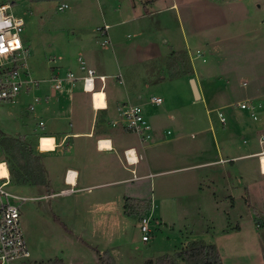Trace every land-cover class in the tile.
<instances>
[{
	"label": "rangeland",
	"instance_id": "rangeland-1",
	"mask_svg": "<svg viewBox=\"0 0 264 264\" xmlns=\"http://www.w3.org/2000/svg\"><path fill=\"white\" fill-rule=\"evenodd\" d=\"M136 1L139 3L138 11L143 12V0ZM63 4L69 7L62 9ZM128 4L129 0H16L12 13L25 20L22 39L30 52L28 65L31 73L42 70L50 72L62 66L68 56L80 52L85 55L88 66L95 67L98 73L108 75L111 83H120L124 88L127 83L136 84L139 81L129 68L148 67L147 59L144 64L141 61L137 63L138 58L133 50L139 45L143 47L154 42L162 53L154 63L148 62L154 67V76L150 88L144 93L147 99L151 92L160 96L164 110L178 116L179 111L182 114L191 111L183 110L188 88L184 86L187 84L184 77L191 80L195 77L193 66L203 68L208 65L203 63L202 56H198L199 45L193 43L191 38H199L198 43L204 36L213 40L229 38L231 41L221 46L223 61L218 65L219 76L214 79L220 87L209 86L208 89L211 100H224V104L209 101L208 104L194 105L192 110L198 118L200 116V120L189 126V136L180 140L181 144L173 143L179 129L169 124L167 129L172 131L169 136L172 142L168 143V149L172 155L175 152L176 155L184 154L183 143L197 142L191 138L190 134L194 132L190 131L200 133L213 127L216 134V130L220 131L223 126H231L234 112L248 116V122L254 126L251 125V130L256 129L251 136L245 133L239 135L238 150L234 155H247L264 149L259 144V138L264 133V0H162L160 5L148 8L151 13L159 9H164V12L148 19L149 27L142 35L136 27L140 23L132 22L127 26L118 24L121 20L117 11L120 6ZM106 24L110 25V43L103 44L105 37L101 32ZM125 49L126 55H123ZM194 57L196 59L192 61ZM206 57L213 62V57ZM125 66H129L128 69ZM143 69L140 79H147ZM188 70L193 73L185 75ZM163 77L167 80H163ZM244 82L248 83L246 87L243 86ZM256 91L261 97L249 101L260 103L263 107L257 121L239 106V100L250 97ZM36 95H41V92L33 89L28 93L23 92L15 102L0 103V137L5 141L17 140L22 148L29 146L34 152L39 136L45 135L46 129L51 126V123L44 128L39 125L43 117L39 108L43 102L36 103ZM213 106L216 111L226 115L228 121L225 125L220 122L218 112L212 111L208 115L207 108ZM205 135L211 140L210 132ZM42 139L41 150H51L52 140ZM243 139L249 140L247 145H243ZM20 155L19 151L7 153L0 143V160H6L10 170H19L18 163L23 162ZM180 158L168 162L164 169L170 172L156 178L162 180L164 185L168 184V188L163 192L165 201L157 197L158 209L150 222L152 232L148 243L142 241L139 231L141 218L151 215L148 209L145 210L146 207L136 215L127 210L122 220L118 218L119 215H114L113 218L117 219L115 229L105 232L109 237L113 236L111 239L104 236V232L83 229L81 220L74 215L66 216L64 220L67 223H59L56 221L58 216L42 209L39 201L33 200L38 195L34 185H18L12 179L9 188L25 199L20 204V223L31 252V258L26 262L38 263L60 258L65 264H100L99 252L102 254L115 246V258L112 257L116 264H145L166 255L175 256L191 244L200 243L215 244L220 250L223 264H264V177L260 173L259 158L250 157L241 161L250 165L251 169L243 182H234L237 207L230 208V214L225 217L205 207L207 199L183 196L179 180L186 173L174 170L181 165L178 163ZM262 159L264 165V156ZM261 170L264 173V167ZM0 173L7 174L2 167ZM76 235L85 236L92 247L85 246L84 241L75 238Z\"/></svg>",
	"mask_w": 264,
	"mask_h": 264
},
{
	"label": "crops",
	"instance_id": "crops-1",
	"mask_svg": "<svg viewBox=\"0 0 264 264\" xmlns=\"http://www.w3.org/2000/svg\"><path fill=\"white\" fill-rule=\"evenodd\" d=\"M161 1L143 0L144 11L140 13L138 1L129 0L127 6H120L117 11L121 20L118 24L127 26L132 22L140 23L136 27L142 35L143 31L149 27L148 19L163 14L164 9L153 11V13L148 10L149 7L160 5ZM175 7L177 8V5ZM171 8L173 7L171 6ZM103 33H105L104 30L101 32L104 37ZM244 35L247 36V34ZM108 37H110L109 31ZM237 37L240 36L237 35ZM191 39L193 43L205 50L203 52L198 47L197 53L200 52L203 63L208 65H204L203 68L193 66L194 79L199 91L198 100L193 94L191 84H189L190 79L184 77L187 83L184 86L187 85L188 88L185 100L183 99L185 103L183 110L191 111L184 114L179 111L178 116L164 110L163 102L160 105L152 103V98H161L151 92L152 90L149 91L151 93L148 99L144 93L150 88L149 85L154 76L152 73L154 67L150 66L148 62L154 63L162 53L161 48L154 42L143 47L139 45L133 50L138 58L137 63L144 64L147 59L148 67L144 66V69L142 67L137 69L136 66L129 68L139 81L136 84L127 83L124 88H121L120 83H111L110 77L98 73L95 67L88 66L85 55L80 52L68 56L62 66H57L50 72L42 70L36 73L32 71L34 77L41 81L49 80L58 74L65 76L68 72H73L78 77L74 86L67 83L62 92L54 93L47 83H42L37 89L41 95H36L34 98L36 103L43 102L39 108L43 116L39 125L41 122L44 125H40V127L44 128L47 123H51V126L46 129L45 135L39 136L38 146H36L33 155L34 161L39 159V165L44 166L48 185H34L38 195L33 197V200L39 201L42 209L58 216V220L54 218L56 221L67 223L64 220L67 218L66 216L74 215L81 220L83 229L105 233L113 232L115 229L117 219L113 218L114 215H119L118 218L122 220L127 210L134 214L131 210L133 207L137 208V212L146 207L145 210L148 209L153 218L158 209L157 197H161L165 201L163 192L168 188V184L164 185L162 180L156 178L170 172V170L164 169L165 165H168V162H174L172 159L178 157H181L178 162L181 165L174 170L186 173L179 180L183 196L194 197L198 200L207 199L205 207L212 208L214 213L224 217L230 214V208L237 207L234 201V182H243L251 169L250 165L243 164L241 161L250 157L259 158L258 154L263 150L247 155H234L238 150L239 135L245 133L251 136L255 133L252 131H256V129L251 130L252 124L248 122V116L242 112H234L231 126H223L220 131L216 130V134L213 127H209V130L206 128L200 133L190 131L194 132L190 134L191 138L197 142L188 143V145L183 143L182 146L186 152H183L182 155H176L177 152L172 155L168 149V143L172 142L169 140L172 131L167 129L169 124L177 126L179 129V135L173 140V143L181 144L179 141L183 140L185 136H189V126L197 124L200 120V116L198 118L192 110L194 105L208 104L209 101L212 104H224V100H211L212 97L209 95L208 89L209 86L220 87L216 81L214 82V79L219 76L218 65L223 61L220 53L221 46L231 40L229 38L213 40L212 37L204 36L200 39L202 42L198 43L199 38L192 37ZM126 51L127 49L123 55H126ZM143 53H147L149 56L145 57ZM206 56L213 57V62H211L212 60L209 62ZM194 59L196 57L192 58V61ZM80 61L85 62L88 68L95 70L98 76L107 78L105 84L99 80L95 81L97 91L105 87L103 93L95 96V105L92 94L83 89L84 73L80 71ZM129 66H125L126 69ZM142 69L145 71L147 79H140ZM193 72L188 70L185 75H191ZM163 80H167L166 77H163ZM247 85V82L243 83L244 87ZM259 97L261 96L256 91L250 97L241 99L239 102L243 103ZM122 104L142 106L153 128L151 140L143 142L136 134L128 131L122 123L113 124L114 121L119 120L118 107ZM212 111H216L215 106L207 108L208 115ZM199 127H201L200 124ZM209 132L211 140L207 139V135L203 136ZM42 137L52 140L53 148L51 150H41L40 138ZM248 142L249 140L243 139V145H247ZM129 151L131 153L128 154ZM134 155L136 159L132 160ZM218 155L219 158L216 159ZM128 158L131 160L128 161ZM260 173L264 177L261 168ZM68 190H73V193H63ZM157 190L158 194H156ZM202 206L204 207V205ZM174 225L176 226V224ZM69 230L72 232L71 229ZM70 231L69 233H71ZM105 235L108 238H113L106 233ZM75 238L84 241L85 246L92 247L86 242L85 236L76 235ZM217 249L222 261L220 250L218 247ZM115 250V246L108 249L114 258Z\"/></svg>",
	"mask_w": 264,
	"mask_h": 264
},
{
	"label": "built area",
	"instance_id": "built-area-1",
	"mask_svg": "<svg viewBox=\"0 0 264 264\" xmlns=\"http://www.w3.org/2000/svg\"><path fill=\"white\" fill-rule=\"evenodd\" d=\"M15 3L16 0H0V103L15 102L23 92L28 93L33 89H39L42 83H47L54 93L62 92L67 83L74 86L78 77L73 72H68L65 76L58 74L49 80L42 81L37 80L32 75L28 65L30 52L22 39L26 24L24 18L15 16L12 13ZM68 7L67 4L61 6L62 9ZM109 29V25L104 26L105 40L103 44L110 43ZM198 56H201L200 52H198ZM79 68L84 73L82 78L83 89L92 94L93 104L95 105L96 94L103 92L105 88L102 87L101 90L97 91L95 81L99 80L105 84L107 78L98 76L97 72L88 68L83 61H80ZM36 101H38V98H36ZM151 101L157 105L163 102L161 98H152ZM239 106L241 109L246 110L253 120L257 121L259 119L258 115L262 108L260 104L247 101L240 103ZM217 112L220 122L225 125L227 123L226 116L221 111ZM118 113L119 120L114 121V125L122 123L128 131L136 134L143 142L152 139L153 128L142 106L122 104L118 107ZM40 125L43 126L44 123L41 122ZM42 138H40V145ZM260 145L264 146V135L261 136ZM258 156L260 168L262 169L264 149ZM127 160L130 161V158ZM1 167L6 170L7 174L1 175L0 173V264H14L31 258V252L20 223V204L25 199L15 195L9 188L12 180L6 160H0V169ZM134 178L137 179L136 176ZM63 193H73V190L64 191ZM141 221L142 223L139 226L141 239L143 242H149L151 239L150 233L152 232L150 228L152 215L149 218H141Z\"/></svg>",
	"mask_w": 264,
	"mask_h": 264
},
{
	"label": "trees",
	"instance_id": "trees-1",
	"mask_svg": "<svg viewBox=\"0 0 264 264\" xmlns=\"http://www.w3.org/2000/svg\"><path fill=\"white\" fill-rule=\"evenodd\" d=\"M0 143L7 153L19 151L23 159V162L18 163L17 172L10 170L11 180H16L18 185H48L46 170L43 165H39V159L34 161V151L29 146L22 148L19 141L14 139L5 141L2 136ZM131 210L136 215L137 208L133 207ZM99 257L100 264H116L108 251L102 254L99 252ZM24 264H65V262L60 258H55L38 263L25 261ZM145 264H222V261L215 245L193 243L188 249L178 252L175 256L166 255L155 261L149 260Z\"/></svg>",
	"mask_w": 264,
	"mask_h": 264
},
{
	"label": "water",
	"instance_id": "water-1",
	"mask_svg": "<svg viewBox=\"0 0 264 264\" xmlns=\"http://www.w3.org/2000/svg\"><path fill=\"white\" fill-rule=\"evenodd\" d=\"M191 88H192V91H193V94L195 96V98L198 100L199 99V91H198V88H197V85L195 83V79H191Z\"/></svg>",
	"mask_w": 264,
	"mask_h": 264
},
{
	"label": "bare ground",
	"instance_id": "bare-ground-1",
	"mask_svg": "<svg viewBox=\"0 0 264 264\" xmlns=\"http://www.w3.org/2000/svg\"><path fill=\"white\" fill-rule=\"evenodd\" d=\"M100 93H103V92H100ZM99 93V94H100ZM97 95V94H96ZM103 146H104V143H103ZM136 159V157H135V155L132 157V160H135ZM131 160V159H130Z\"/></svg>",
	"mask_w": 264,
	"mask_h": 264
}]
</instances>
